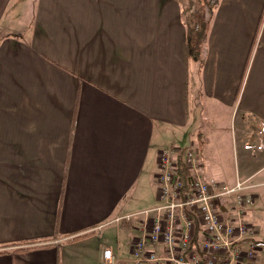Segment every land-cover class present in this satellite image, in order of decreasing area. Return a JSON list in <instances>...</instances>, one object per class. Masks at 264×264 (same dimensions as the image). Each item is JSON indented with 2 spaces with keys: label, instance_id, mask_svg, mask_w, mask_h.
I'll return each instance as SVG.
<instances>
[{
  "label": "crops",
  "instance_id": "1",
  "mask_svg": "<svg viewBox=\"0 0 264 264\" xmlns=\"http://www.w3.org/2000/svg\"><path fill=\"white\" fill-rule=\"evenodd\" d=\"M184 2L0 0V27L26 19L0 29V264H99L111 246L87 244L111 224L133 264V214L157 204L158 153L184 139L202 177L256 183L262 262L264 0H217L196 57Z\"/></svg>",
  "mask_w": 264,
  "mask_h": 264
},
{
  "label": "built area",
  "instance_id": "2",
  "mask_svg": "<svg viewBox=\"0 0 264 264\" xmlns=\"http://www.w3.org/2000/svg\"><path fill=\"white\" fill-rule=\"evenodd\" d=\"M180 163L187 177L179 172ZM199 165L192 145L159 151L157 204L133 214L144 216L142 234L130 244L133 264H258L260 245L245 220L256 183L237 177L223 184L202 177ZM119 261L110 247L102 248L99 264Z\"/></svg>",
  "mask_w": 264,
  "mask_h": 264
},
{
  "label": "rangeland",
  "instance_id": "3",
  "mask_svg": "<svg viewBox=\"0 0 264 264\" xmlns=\"http://www.w3.org/2000/svg\"><path fill=\"white\" fill-rule=\"evenodd\" d=\"M186 2H187V4L192 3L191 4V9H192V12H193V18H194L193 25L194 26H195V23H196V27H199L200 20H202V17L204 18V20H207V22L209 21L210 18H209V16H208V18H206V13H205L207 11V6H206V3H205V0H186ZM6 19L9 21V24H4L3 26H1L0 27L1 30L8 29L10 32H16V31L24 32V30L26 28L24 21L26 19L25 20H23V19L21 20L19 17H16L15 11H14V13H12V18H11V16H9ZM193 56H195V55H193ZM190 67H191V65H190ZM192 88L193 87L191 86V90H192ZM200 100H201L202 104H204L202 98ZM192 105H193L192 108H193V111H194L193 115L195 117L197 116V114L201 115L203 120L206 123V121L211 117L209 115V112H207L206 108L204 107L202 110H200V106L197 105V102H196L195 99H193ZM219 117L221 118V120H223V116L221 115V112H219ZM222 123L224 125H226L225 121H223ZM195 126H198V125L193 124V129L189 128V130L192 129V131H193L195 129ZM221 131H222L221 135H223L225 133V130L221 129ZM226 131H228V128L226 129ZM168 132H173V131L170 128V129L167 130L166 133H168ZM224 137L225 138L221 137V140L225 143V147H227L228 143H227V139H226V135L225 134H224ZM185 142H187L186 139H184V141L180 142V144L182 145L181 147L185 146L183 149H185L186 147L189 146L188 143H185ZM156 170H157V168H156ZM156 170H155V173H154V178H155ZM136 218H138V217L132 216V219H136ZM114 226H115V224H111V225H108V226H104L101 229H97V230L93 231L92 232V236L93 237H92L91 241L87 244V246L89 248L94 246L97 250L99 249L100 244L101 245H109L112 248H114L115 244H116L117 237H118V233L114 230L115 229ZM133 233L134 232H132V234ZM120 235H121V233H120ZM263 249H264V247H263ZM263 253H264V250H263ZM260 258H261V255H260ZM263 260H264V257H263ZM263 260H262V262H260V264H264ZM258 264H259V260H258Z\"/></svg>",
  "mask_w": 264,
  "mask_h": 264
},
{
  "label": "trees",
  "instance_id": "4",
  "mask_svg": "<svg viewBox=\"0 0 264 264\" xmlns=\"http://www.w3.org/2000/svg\"><path fill=\"white\" fill-rule=\"evenodd\" d=\"M183 3V19L184 22L187 26V53L189 55H195L197 56L199 54L200 48L203 43V38L205 37V28L207 25V20H204L202 17V20H200V25L199 27H196L193 25L194 18H193V12L191 9V4H187L186 0ZM217 0H205L206 6H207V11L206 13V18H210V16L213 13L214 7L216 6ZM181 162V160H180ZM183 164V163H182ZM180 163L179 165V172L184 176L187 177L188 171L182 166Z\"/></svg>",
  "mask_w": 264,
  "mask_h": 264
}]
</instances>
